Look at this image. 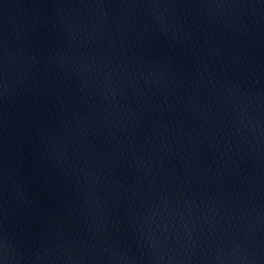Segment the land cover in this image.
<instances>
[{"label":"water","instance_id":"water-1","mask_svg":"<svg viewBox=\"0 0 264 264\" xmlns=\"http://www.w3.org/2000/svg\"><path fill=\"white\" fill-rule=\"evenodd\" d=\"M0 264H264V0H0Z\"/></svg>","mask_w":264,"mask_h":264}]
</instances>
